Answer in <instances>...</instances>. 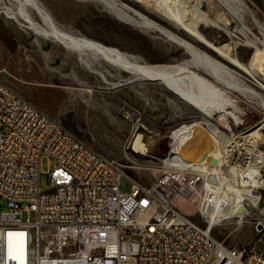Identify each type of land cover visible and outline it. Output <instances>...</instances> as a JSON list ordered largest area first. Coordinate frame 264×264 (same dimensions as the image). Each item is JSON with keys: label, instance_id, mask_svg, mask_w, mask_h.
Listing matches in <instances>:
<instances>
[{"label": "built area", "instance_id": "obj_1", "mask_svg": "<svg viewBox=\"0 0 264 264\" xmlns=\"http://www.w3.org/2000/svg\"><path fill=\"white\" fill-rule=\"evenodd\" d=\"M167 152L145 184L0 75V264H264L263 251L226 245L209 222L248 158L174 162ZM44 158L54 161L47 187Z\"/></svg>", "mask_w": 264, "mask_h": 264}, {"label": "rangeland", "instance_id": "obj_2", "mask_svg": "<svg viewBox=\"0 0 264 264\" xmlns=\"http://www.w3.org/2000/svg\"><path fill=\"white\" fill-rule=\"evenodd\" d=\"M39 1L55 24L64 31L117 46L142 61L176 63L190 58L184 47L161 32L129 23L96 0ZM116 1L139 9V3L133 0ZM244 2L264 25V0ZM17 3L16 0H0L1 77L38 107L60 118L71 131L95 149L121 162L129 174L143 183L152 182L154 156L168 151L170 132L175 128L171 132L172 142L181 124L191 123L192 119L198 118L205 126L208 122L215 123L225 133L235 136H246L259 124L263 126L261 131L264 133V109L256 104V99H248L236 92L228 94L238 104L237 107L227 106L226 110L236 112L241 119L236 120L233 112L228 115L234 130L230 131L223 128L218 109L213 111L211 119L206 118L172 92L164 82L145 79L129 82L130 73L101 61L99 70L112 73L103 79L80 63L75 52L53 38L36 34L22 21L10 17L4 7ZM220 7L224 8L222 5ZM27 8L33 19L44 27L38 11L32 6ZM203 8L209 11V3L204 2ZM211 12L215 13L214 10ZM191 14L199 18L194 11ZM150 16L159 21L156 16ZM246 19L260 34L252 15L248 13ZM231 20L235 27L237 20ZM200 27L218 45L229 50L233 48L234 40L228 33L202 23ZM234 33L239 44L238 51L247 59L251 49L244 44L241 34ZM260 148L264 152V137ZM214 156L217 155L210 153L206 160H212ZM53 163L49 158L42 161V187L48 186L45 173L52 169ZM260 178H264V166ZM257 191L261 198L257 204L248 201L246 205L245 202L242 217L236 215L224 219L213 227V235L218 240L228 246L264 252V185L258 187Z\"/></svg>", "mask_w": 264, "mask_h": 264}, {"label": "bare ground", "instance_id": "obj_3", "mask_svg": "<svg viewBox=\"0 0 264 264\" xmlns=\"http://www.w3.org/2000/svg\"><path fill=\"white\" fill-rule=\"evenodd\" d=\"M16 1L17 5L4 7L10 17L22 21L23 25L36 34L53 38L75 52L80 63L97 72L103 79L112 73L109 70H99L101 61L130 73L129 82L140 79L164 82L172 92L198 109L206 118L211 119L213 111L218 109L221 112L219 120L223 128L230 131L234 130L228 115L233 111H227L226 108H236L238 104L231 99L229 92L256 99V104L264 109V25L244 0H133L139 3V9L127 3H118L116 0H96L123 20L141 28L159 31L184 47L190 58L176 63H149L117 46L64 31L55 24L39 0ZM204 2L209 3V11L204 10ZM221 5L227 11L221 8ZM28 6L38 11L45 23L44 27L33 19ZM212 10L215 11L214 14ZM191 11L197 13L199 18L194 17ZM248 13L258 24L260 34L248 24ZM150 14L156 16L159 21ZM232 18L238 22L235 27L232 26ZM200 23L228 33L234 40L233 48L226 49L210 39L200 27ZM234 31L243 36L244 44L251 49L247 59L238 51L239 44ZM233 114L236 120L241 119L236 112ZM191 121L181 124L174 133L172 147L165 156L168 161L174 159V162H181L182 158L200 162L206 160L210 153H215V158L221 156V159H227L233 152L247 157L249 161L247 175H233L229 181L232 187V192L228 190L230 203L222 213L210 217L209 222L213 228L224 219L236 215L242 217L246 208L245 202L257 204L259 201L257 188L264 185V178H260L264 166V152L260 148L264 137L261 131L263 126L259 124L257 129L246 136H235L225 133L215 123L208 122L205 126L198 118ZM183 208L194 212L196 205L190 203Z\"/></svg>", "mask_w": 264, "mask_h": 264}]
</instances>
